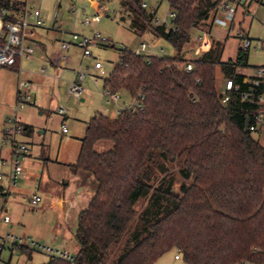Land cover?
<instances>
[{"label":"trees","instance_id":"trees-1","mask_svg":"<svg viewBox=\"0 0 264 264\" xmlns=\"http://www.w3.org/2000/svg\"><path fill=\"white\" fill-rule=\"evenodd\" d=\"M141 2L120 0L119 20L140 37L169 41L176 53L147 62L120 48L104 87L141 92L143 106L89 119L71 165L96 181L78 215L79 249L74 262L52 256L44 264H153L173 248L186 264H264V145L250 129L258 106L238 92L223 103L215 76L219 65L224 78L247 88L239 68L248 66V50L222 60L224 42L212 38L200 56L182 53L191 30L211 29L220 0H168L170 25L156 24V10ZM0 4L20 11L17 0ZM18 62L7 67L17 70ZM102 140L112 145L98 151Z\"/></svg>","mask_w":264,"mask_h":264},{"label":"rangeland","instance_id":"rangeland-1","mask_svg":"<svg viewBox=\"0 0 264 264\" xmlns=\"http://www.w3.org/2000/svg\"><path fill=\"white\" fill-rule=\"evenodd\" d=\"M27 6L33 10L40 9L43 17H46L44 26L49 27L51 23H58L62 29L68 31H76L80 33H89L96 26L97 30L103 35L109 37V40L99 46L93 47L92 56L85 57L78 48L63 50L62 53L70 55V60L66 64V68L52 66L56 71L64 74L61 80H65L63 95L48 91L45 93V104L43 108L38 105H28L24 109L16 110V100L14 98L17 86L20 81H33L26 69H40L39 64H30L23 59L21 69L14 70L8 67H0V171L8 172L11 151L14 148L16 141L20 144L25 141L28 146V152L25 158L21 161L23 166H27L29 173L35 175L36 179L31 176V180H27L22 176L19 178L25 182L26 194H20L17 197V202L20 205L13 206L10 210L12 221L9 224L0 223V242L4 243V247L0 253V264H42L49 258V252L31 246L28 239L30 238L37 244L45 247L60 248L63 246L54 243L56 239V225L61 222L59 206L54 205V200L62 195L64 180L71 179L72 175L69 170L63 165H52L46 160L48 157L52 159L70 158L75 154L78 143L68 141L70 137L71 121L75 125L81 126L77 120L89 119L96 111H102L116 117L117 110L120 107L127 106L131 102L132 95L126 90H119L118 99L113 102L104 93L103 78L109 74L115 63L119 60L120 48L128 47L135 48L142 39L135 34L129 27L127 22L119 20L120 0H106L108 11L102 16L101 20L96 24L86 25L83 18L86 15H92L95 12V7L92 6L91 0H27ZM147 3V9L156 10V16L163 20L169 17V2L168 0H142ZM222 0H220L221 2ZM236 8L234 25L230 23L217 24L212 27L211 34L214 39L224 41V47L221 55L222 60L234 59L238 49L242 46V38L240 33L249 37L252 41L251 47L248 49V66L239 68L243 73H251L256 66L264 65V0H243L239 3L237 0H230ZM219 2V3H220ZM71 5H74L71 9ZM248 8V10L246 9ZM58 16L55 22L54 14ZM171 19L168 18L167 24L170 25ZM194 34V33H193ZM150 44L155 42L153 51L156 55H174L176 53L172 44L161 38H155L150 34H144ZM186 45V44H184ZM184 47V46H183ZM188 48V45L185 46ZM186 50V49H185ZM196 48H190L188 51L182 49V53L186 58H196L203 52ZM96 61L103 63L106 73H101L94 68ZM78 72L86 73L83 80L84 92L82 97L84 100L75 101V98L68 93L69 84L73 75ZM216 84L219 90H222L224 76L219 65L215 68ZM77 79V77H76ZM69 82V84H68ZM81 97V98H82ZM107 98L109 100H107ZM111 100V101H110ZM62 106L66 109L68 119L64 124L67 129H70L68 134L62 131L61 122L64 114L59 113L58 108ZM17 111L22 117L26 114L31 115L32 122L30 124L32 136L21 135V133H9L7 130L12 126L7 120L8 115ZM114 115V116H113ZM30 136V137H29ZM252 136L258 139L264 145V126L253 131ZM112 142L102 140L96 143L95 148L98 151H104L111 147ZM33 150V155H29ZM43 153L41 159L35 158L34 155ZM58 155L60 156L58 158ZM3 161L6 164H2ZM27 161V162H26ZM38 162L40 165L38 167ZM43 162L44 166L41 165ZM47 163V164H46ZM37 164V168H36ZM24 172L26 174L27 172ZM49 174L54 177L56 182L49 185L48 188L40 186V180H44V174ZM94 178V177H93ZM3 181L6 180V175H3ZM95 181V179H93ZM2 181V180H1ZM0 181V184L3 182ZM7 181V180H6ZM96 182V181H95ZM18 183V185H20ZM34 191L42 193V200L33 204L29 201ZM144 202H141L143 204ZM22 204V205H21ZM46 207L42 209V206ZM10 236L20 240L23 239V244L12 252V241ZM71 249L72 245L68 241ZM26 246H29L26 247ZM179 254L180 259H176L175 255ZM52 255V254H51ZM153 264H186L179 251L175 248L164 253Z\"/></svg>","mask_w":264,"mask_h":264},{"label":"built area","instance_id":"built-area-1","mask_svg":"<svg viewBox=\"0 0 264 264\" xmlns=\"http://www.w3.org/2000/svg\"><path fill=\"white\" fill-rule=\"evenodd\" d=\"M95 1V12L92 15H86L83 18V22L86 25L98 23L102 16L105 15L108 11V6L105 3L106 0H94ZM241 3L243 0H237ZM19 2V0H17ZM20 5V2H19ZM141 5L147 8V3L145 1L141 2ZM74 5H71L73 9ZM236 12L235 6L229 0H222L212 11L211 15H214V19L217 15H223L227 20H233ZM210 15V16H211ZM58 14H54V19L56 21ZM175 12L169 9V17L173 19L175 17ZM165 17L163 20L159 19L157 16L154 18L156 24L167 23L168 18ZM11 18L12 20L10 21ZM9 19V20H8ZM264 24V19L262 20ZM44 24V18L40 9L35 8L33 10L29 9L25 5L20 6V14L17 15L16 12L8 9L4 4H0V67H7L16 64L17 60L22 57H29L33 51V46L29 42L30 28L33 26H42ZM210 30L207 27H200L196 29V32L191 36V38L186 42L190 48H196L201 53L211 46L212 36ZM242 38L241 47L245 50H248L252 41L249 37L240 33ZM140 43L132 50L135 55L141 56L144 60L149 62L153 55H156L153 49L155 48V42L149 43L144 37H141ZM159 39V38H158ZM109 40V37L103 35L100 31L97 30L96 26L90 33H80L72 31L69 33L67 38L58 39L59 48L61 50H69L72 47H76L81 50L82 55L85 57L92 56V48L99 46ZM94 68L99 70L101 73H106L105 67L102 62L96 61ZM183 69L185 71H190L193 69V63L190 60H187L183 63ZM86 73L79 72L76 80L72 81L69 84V93L75 98V101L81 99L84 87L82 85L83 80L85 79ZM197 80H199L197 78ZM245 82H248L247 88H242L241 83L236 82L233 78H225L223 83V88L221 90L222 102L227 103L234 92L240 94L242 101L257 105L258 109L253 114V123L250 126L252 131H256L264 126V65L256 66L253 68L251 75H247ZM34 90L35 86L32 81H20L17 86L16 91V110L24 109L28 105H34ZM105 95L112 100L118 99V93L112 91L109 87L104 88ZM144 95L141 92H138L133 96V101L130 105L125 108H129L132 111L139 110L143 106ZM124 109L120 108L119 112ZM59 113H64L65 108L59 106ZM8 121H12V126L8 128L9 133L16 134L23 130V124L20 117L17 114L13 117H9ZM62 131L66 132L67 127L62 124ZM28 152V146L25 143L14 144L13 154L10 159V172L9 178L11 181L15 182L18 177L23 173V167L21 161L25 158ZM2 164H6L3 161ZM4 173L0 171V181L3 178ZM3 190L0 189V196L2 195ZM41 200V196L33 194L31 197V202L33 204L38 203ZM0 218L5 222L10 220L9 214L0 209ZM12 241L13 248H19L24 245L23 239H16L13 236L9 237ZM30 247L36 246L42 248L43 250L53 254L56 257H61L63 259L74 262L75 255H72L67 250H54L49 247L41 246L40 244L35 243L30 238L28 239ZM4 247V243L0 242V253ZM29 248V246H26ZM176 258H179L180 255L176 254Z\"/></svg>","mask_w":264,"mask_h":264},{"label":"crops","instance_id":"crops-1","mask_svg":"<svg viewBox=\"0 0 264 264\" xmlns=\"http://www.w3.org/2000/svg\"><path fill=\"white\" fill-rule=\"evenodd\" d=\"M91 1H92V6L95 7V1L94 0H91ZM19 2H20L19 6H21L22 4L27 6L28 1L27 0H19ZM246 9L248 10V8H246ZM19 14H20V11L17 12V15H19ZM43 18H44V24H45V20H46L45 18L46 17H43ZM55 22H57V20ZM224 22L230 23V25L233 26L234 25V18H233V20H227L223 15H217L216 18L214 19V15L212 14L209 18V23L211 24L210 32L212 30V27L215 25V23L222 24ZM44 24L42 26H33L30 28L31 38H29V42L33 46V51L29 57H22L19 60L18 65H17V67H18L17 70L21 69V67H22L21 64H22L23 59L27 60L30 64L32 63V64H39L40 65V69L31 68V69H26V70L28 71L29 76L33 80L32 82L35 86V90H34L35 103H34V106L38 105L41 108H43L42 106H43V104H45L44 95L46 92L51 91L52 93H59L60 96L63 95L62 87L64 86L65 80H61V79L63 77V74H64L63 71L64 70L59 72V71H56V69H53L52 66H57L60 68H66L65 66L71 57H70V55H66V54L62 53L63 50H61L59 48L58 39H60L62 37L67 38L69 36V33L72 32V31L62 29L61 25H56L58 23H56V24L51 23L49 27L44 26ZM211 36H212V38H214L212 34H211ZM215 39H217V38H215ZM185 44L186 45H184L183 49H184V51H188L190 49V47L188 46V48H185V46H187L188 43H185ZM74 48H76V47H74ZM72 49H73V47H72ZM22 70L24 71V67H22ZM252 72H253V69H252ZM252 72L251 73H245V74L251 75ZM78 74H79V72H78ZM78 74L73 75L70 82L76 80V77H78ZM68 84H69V82H68ZM119 92L120 91H117L118 95H120ZM68 93H69V91H68ZM119 97H121V96H119ZM14 98L16 100V92H15ZM80 100H84V98L82 97ZM107 100H109V99L107 98ZM115 101L116 100H113V102H115ZM132 101H133V96H132L131 102H129V104H127V106L130 105L132 103ZM127 106H123V107L119 106V108L117 110V114L115 116L118 115L120 108H125ZM97 112H101V113L107 115L108 117L112 116V115H109L108 113H105L102 111H96L95 113H97ZM15 114H16V110L12 114L8 115L7 120L9 117H13ZM17 114L20 117L22 124H23V130L21 132H18V133H21V135L23 134V135L32 136L31 134H32L33 130H31V128H27V126H31L30 124L27 123V122H30V123L32 122L31 115L26 114L25 117H22L19 113H17ZM63 114H64V118L61 122V125L65 124L66 119H68V115L66 114V109H65V112ZM111 118H113V117H111ZM89 119L84 118L81 120H77L81 125L78 127L75 125L74 121H71L70 129L72 131L70 133V137L66 138V139L67 140L69 139L68 141H71L73 143H75V142L78 143V146H77V149H76V152L74 155H72L70 158H66V157L64 158L63 157V159H60L61 161H59V159L58 160L52 159L50 157H48L46 159L49 161V164L51 163L52 165H57V164L63 165L64 167H66L69 170L70 174L72 175L71 179L63 181L64 187H63L62 195L60 197H58L57 199H55L53 202L54 205L57 204L59 206L60 218L62 219L61 222L56 225L57 233H56V239H55L54 243L57 245L63 246V247H60V248L51 247V249H54V250H67L72 255H76L78 252V249H79L78 242L75 238V231H76V227H77L78 215H79L80 211L83 210L89 204V202H90L91 198L93 197L95 190H96V182L93 180L94 178H93L92 174H90L89 172L83 171V170H79L77 172H73L71 170V165L74 164L78 158L80 147H81V140L80 139L85 134L87 123H88ZM9 122L11 123L12 121H9ZM70 129L68 128L67 131L64 132V134H68L70 132ZM21 143H25V141L21 142ZM29 151L31 152L29 155H33V150L31 148L29 149ZM12 154H13V150L11 151V157H12ZM42 155H43V153L41 152L40 155H34V156H36L35 158H39V160H40ZM11 157H10V159H11ZM59 157L60 156L58 155V158ZM39 165H40V162H38V167H39ZM41 165L44 166L43 162L41 163ZM22 167H23V173L18 177V179L15 182H13L9 178V172H10V166H9L8 172L4 173L6 175L7 181L6 180L3 181V179H2L3 182L1 181L2 183L0 184V189L3 190L2 195L0 196V209H2L4 212L9 214V216H10L9 210L13 206L20 205V203L17 202V197L20 194H26V189H25V185H24L25 182L21 181L19 183V178L24 176V177H26L27 180L28 179L31 180V178H32L31 176H33L34 178L36 177L32 173H29L28 171H26L27 166L25 167L22 164ZM36 168H37V164H36ZM25 171L27 172L26 174H24ZM54 177H56V176H52V175L45 173L44 174V180H40V185H39L40 187L39 188H41V186L48 188L49 185H51L53 182H56ZM18 183L20 185H18ZM33 194H37V195L41 196V200H42V193L40 191H34L32 193V195ZM32 195H31V197H32ZM31 197L29 198L30 202H31ZM45 207H46V205L42 206L41 208L44 209ZM11 221H12L11 216H10V220L8 222H5L4 220H2L0 218V223L9 224ZM68 241H70V243L73 244L72 245L73 249H71L70 246L68 245ZM11 249H12V252H14L16 248L12 247ZM52 256H54V255L49 254V258L47 259V261H49ZM176 259L178 260V259H180V257L176 258ZM47 261L43 262L42 264L46 263ZM245 264H257V263L246 262Z\"/></svg>","mask_w":264,"mask_h":264},{"label":"water","instance_id":"water-1","mask_svg":"<svg viewBox=\"0 0 264 264\" xmlns=\"http://www.w3.org/2000/svg\"><path fill=\"white\" fill-rule=\"evenodd\" d=\"M195 32H196V29L191 30V33H195Z\"/></svg>","mask_w":264,"mask_h":264}]
</instances>
